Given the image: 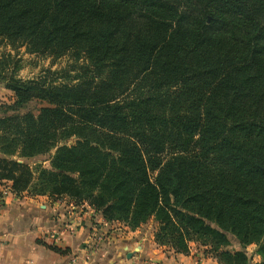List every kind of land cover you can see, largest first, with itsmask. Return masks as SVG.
Segmentation results:
<instances>
[{
	"label": "trees",
	"instance_id": "1",
	"mask_svg": "<svg viewBox=\"0 0 264 264\" xmlns=\"http://www.w3.org/2000/svg\"><path fill=\"white\" fill-rule=\"evenodd\" d=\"M0 42L68 60L21 80L0 57L14 94L0 182L16 197L85 202L130 231L153 221L175 254L264 264V0H0ZM39 156L49 168L15 160Z\"/></svg>",
	"mask_w": 264,
	"mask_h": 264
},
{
	"label": "crops",
	"instance_id": "2",
	"mask_svg": "<svg viewBox=\"0 0 264 264\" xmlns=\"http://www.w3.org/2000/svg\"><path fill=\"white\" fill-rule=\"evenodd\" d=\"M156 228L149 221L130 231L65 198L16 197L9 182H0V264H218L195 244L187 255L157 246ZM94 234L104 235V241L91 254L88 242ZM50 245L64 253L49 250Z\"/></svg>",
	"mask_w": 264,
	"mask_h": 264
},
{
	"label": "rangeland",
	"instance_id": "3",
	"mask_svg": "<svg viewBox=\"0 0 264 264\" xmlns=\"http://www.w3.org/2000/svg\"><path fill=\"white\" fill-rule=\"evenodd\" d=\"M3 54H9L11 56V61L13 63V66L17 67V70L15 71L14 76H15V78L21 79V80L34 79L37 76H39L42 71H44L46 69L59 70V69L65 68L66 65L68 64L67 58L52 60L50 57H47V56L30 55V54L25 52L24 48H19V49L13 51L8 46H6L3 42H0V57ZM13 101H14V94L11 91L7 90L4 87V85L0 82V105L1 104H10ZM15 160H17L18 162H22L23 164L27 165L33 172H35L40 167L49 168L48 167L49 161H48L47 157H43V156H39V157L28 159V160H26V159H23V160L15 159ZM21 197H27V198H31V199L35 198V197H30V196L25 195V194L21 195L20 198ZM48 199L50 201L54 202V201H61V200L63 201L64 198L63 199H56V200H53L51 198H48ZM75 205H82V206H85L86 208H90L93 212H96L92 207H90L85 202H83L81 204H75ZM96 213H98V212H96ZM116 223H118V222H116ZM119 224H121V223H119ZM72 231L75 232L74 230H72ZM155 232H156V230H155ZM50 235H53V234L51 233ZM227 237L231 243L227 249L230 251L238 250L239 249V243L236 240V238L232 235H229V234L227 235ZM153 238H154V235H153ZM90 241L91 240H89V242H88V250L91 254H94L99 249H97L95 251L92 249V247L90 248ZM100 248H101V246H100ZM202 249L204 250V248H202ZM246 254L249 258H251L253 263L259 261V258L256 255V246L251 245V246L246 247Z\"/></svg>",
	"mask_w": 264,
	"mask_h": 264
},
{
	"label": "built area",
	"instance_id": "4",
	"mask_svg": "<svg viewBox=\"0 0 264 264\" xmlns=\"http://www.w3.org/2000/svg\"><path fill=\"white\" fill-rule=\"evenodd\" d=\"M104 235H97L95 234L92 238H91V241H90V248L92 247L93 250H97L100 248L101 244L103 243L104 241Z\"/></svg>",
	"mask_w": 264,
	"mask_h": 264
},
{
	"label": "water",
	"instance_id": "5",
	"mask_svg": "<svg viewBox=\"0 0 264 264\" xmlns=\"http://www.w3.org/2000/svg\"><path fill=\"white\" fill-rule=\"evenodd\" d=\"M130 256H131V255H130V254H128V255H127V258H130Z\"/></svg>",
	"mask_w": 264,
	"mask_h": 264
}]
</instances>
